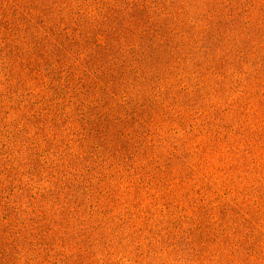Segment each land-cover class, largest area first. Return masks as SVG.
<instances>
[{
	"label": "rangeland",
	"instance_id": "374dc122",
	"mask_svg": "<svg viewBox=\"0 0 264 264\" xmlns=\"http://www.w3.org/2000/svg\"><path fill=\"white\" fill-rule=\"evenodd\" d=\"M0 264H264V0H0Z\"/></svg>",
	"mask_w": 264,
	"mask_h": 264
}]
</instances>
